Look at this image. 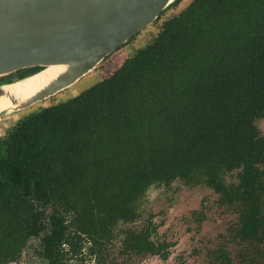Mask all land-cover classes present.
Segmentation results:
<instances>
[{
  "label": "trees",
  "instance_id": "16d2710c",
  "mask_svg": "<svg viewBox=\"0 0 264 264\" xmlns=\"http://www.w3.org/2000/svg\"><path fill=\"white\" fill-rule=\"evenodd\" d=\"M161 23L104 80L0 136V264L18 262L41 232L52 264H83L70 261L81 233L96 264H111L110 227L136 215L150 185L173 180L213 189L239 213L237 238L264 247V137L254 125L264 115V0H192ZM236 169L239 181L227 182ZM34 193L54 207L48 234ZM154 230L121 232L126 247L166 257Z\"/></svg>",
  "mask_w": 264,
  "mask_h": 264
},
{
  "label": "water",
  "instance_id": "95a60500",
  "mask_svg": "<svg viewBox=\"0 0 264 264\" xmlns=\"http://www.w3.org/2000/svg\"><path fill=\"white\" fill-rule=\"evenodd\" d=\"M175 0H0V96L11 102L0 116L28 109L74 85L109 55L150 26ZM60 66L47 83L28 95L5 89L42 70ZM39 70L22 75V70ZM44 222L54 207L28 198ZM51 209V210H49ZM44 232L31 237L42 241Z\"/></svg>",
  "mask_w": 264,
  "mask_h": 264
},
{
  "label": "rangeland",
  "instance_id": "374dc122",
  "mask_svg": "<svg viewBox=\"0 0 264 264\" xmlns=\"http://www.w3.org/2000/svg\"><path fill=\"white\" fill-rule=\"evenodd\" d=\"M192 0H180L177 6H169L159 17L135 37L124 43L114 53L105 58L92 72L83 76L71 87L56 95L38 102L28 109L0 116V136L18 120L40 108L47 107L72 98L92 85L104 80L118 68L123 61L132 56L136 49L145 46L159 32L164 20L177 14L187 7ZM165 11V12H164ZM167 11V12H166ZM161 16V18H160ZM160 20V22H159ZM0 77V81L12 77ZM253 116L254 111L250 112ZM251 116V117H252ZM257 126L264 136V118L257 120ZM264 142V141H263ZM264 157H261L263 160ZM264 170V162L261 164ZM239 170L231 172L227 182L237 183ZM127 181V175L122 174ZM264 180V178H263ZM145 195L140 200L139 210L129 224L140 231L149 219H152L156 230L153 239L168 244V256L163 258L149 252L133 253L125 248L122 242L124 234H119L121 228L129 225L119 221L113 227L114 238L108 243L103 257L111 264H262L264 262V247L261 242L237 238L238 212L235 206L223 203L220 195L206 185H187L181 180H173L168 184H154L146 188ZM264 197V194H263ZM263 213H264V201ZM51 210V209H49ZM40 241L32 240L25 248L20 264H33ZM88 246V245H87ZM78 253L74 259L85 264H93L95 255L88 254L89 249ZM71 255V254H70ZM28 261V262H26ZM15 264V263H12Z\"/></svg>",
  "mask_w": 264,
  "mask_h": 264
},
{
  "label": "flooded vegetation",
  "instance_id": "af4514ba",
  "mask_svg": "<svg viewBox=\"0 0 264 264\" xmlns=\"http://www.w3.org/2000/svg\"><path fill=\"white\" fill-rule=\"evenodd\" d=\"M264 118V115L263 116H261V117H257L255 120H254V125L257 127V129H258V131L260 132V136L261 137H264L263 136V134H262V132H261V130L259 129V127L257 126V120H259V119H263ZM172 182V181H171ZM152 185H154V184H152ZM152 185H150L149 187H151ZM144 195H145V193H144ZM144 195H143V197H144ZM142 197V198H143ZM141 200V199H140ZM139 206H140V201H139V203H138V208H137V211L139 210ZM138 213V212H137ZM134 218H135V216L134 215H132V218L131 219H129V218H127V219H119L117 222H116V224L119 222V221H123L122 222V224H126V225H129V224H131V223H129L130 221H132L133 222V220H134ZM149 223H151L152 225H153V221H152V219H149V221L146 223V225L140 230V231H138V230H136V229H134L132 226H127V227H125V228H121L119 231V234L121 233V234H124V232L122 233L121 231L123 230V231H125V230H127V229H130V230H136L137 231V233L138 232H141ZM115 224V225H116ZM154 226V225H153ZM155 227V226H154ZM113 227L111 228V229H109V232H110V241L114 238V236H115V234L113 233ZM155 230H156V227H155ZM154 230V231H155ZM154 231H152V233L154 232ZM82 234V237L84 238L83 239V246H82V249H81V252H85V247L87 246L88 247V249H89V252H88V254L90 255V256H92V255H95V262L93 263V264H96V260H97V254L96 253H92L91 252V246H92V240L89 238V236L87 235V234H85V233H81ZM139 234V233H138ZM153 235V234H152ZM152 237V236H151ZM124 238H125V234H124V237H123V239H122V242H123V245H124V247L125 248H122V249H128L129 248V250H131L133 253H138V252H136L134 249H132L131 247H126V243H124ZM152 239H153V237H152ZM156 243H159V245L160 246H166V248H164L162 251H164V253L166 254V257H164L163 255H160V254H158V255H160L161 257H163V258H167V256H168V244H163L164 242H162V241H157V240H155V239H153ZM64 247L67 249V248H70L67 244H64ZM25 251V250H24ZM103 251H105V249L103 250ZM80 252V253H81ZM36 253L37 254H39V258L37 259V257H34L33 259H34V262H33V264H52V262H51V260L50 259H48V257H46L45 255H44V245H43V243H42V241L40 242V246H39V248L37 249V251H36ZM142 253H144V252H142ZM149 253H151V252H149ZM23 254H24V252H23ZM23 254H22V257H21V259L18 261V262H13V263H15V264H20V263H24V262H21L22 261V259H23ZM151 254H157V253H151ZM70 261H75V262H79V261H77V260H75L74 258H72ZM26 262H28V261H26ZM80 262L81 263H83V264H85L84 263V259H81L80 260ZM29 264L31 263V262H28ZM12 264V263H11Z\"/></svg>",
  "mask_w": 264,
  "mask_h": 264
},
{
  "label": "bare ground",
  "instance_id": "6f19581e",
  "mask_svg": "<svg viewBox=\"0 0 264 264\" xmlns=\"http://www.w3.org/2000/svg\"><path fill=\"white\" fill-rule=\"evenodd\" d=\"M60 66H51L48 67L41 72L23 80L19 83L13 85H6L5 89L15 91L16 89L20 91L21 95L25 96L29 93L35 91L39 87L43 86L47 81H49L52 77H54L59 71ZM11 106V102L8 97L0 96V111L9 109Z\"/></svg>",
  "mask_w": 264,
  "mask_h": 264
}]
</instances>
